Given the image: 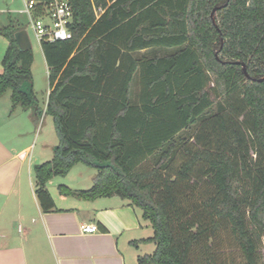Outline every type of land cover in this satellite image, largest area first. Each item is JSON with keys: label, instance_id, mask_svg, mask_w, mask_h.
Segmentation results:
<instances>
[{"label": "trees", "instance_id": "1", "mask_svg": "<svg viewBox=\"0 0 264 264\" xmlns=\"http://www.w3.org/2000/svg\"><path fill=\"white\" fill-rule=\"evenodd\" d=\"M71 4L72 39L41 43L43 113L59 141L34 167L43 212L55 206L47 184L84 164L97 171L93 186L59 193L139 208L154 235L134 244L156 249L138 264H227L229 240L240 264H264V0ZM21 31L0 29V97L11 90L12 110L38 121Z\"/></svg>", "mask_w": 264, "mask_h": 264}, {"label": "crops", "instance_id": "2", "mask_svg": "<svg viewBox=\"0 0 264 264\" xmlns=\"http://www.w3.org/2000/svg\"><path fill=\"white\" fill-rule=\"evenodd\" d=\"M50 93L51 90L48 97ZM1 142L0 264H138L140 256L155 251L153 243L134 244L152 238L154 231L139 208L118 196L89 201L61 195L58 189L54 194L49 186L58 178L55 177L47 184L54 209L43 212L35 193L36 176L31 178L34 164L27 163L33 145L13 154ZM28 164L31 201L24 202L22 175ZM80 172L79 180L72 183L66 179L61 185L72 190L90 189L97 171L88 173L87 177ZM83 224H96L98 231L83 233ZM15 228L20 234L17 238L11 234Z\"/></svg>", "mask_w": 264, "mask_h": 264}, {"label": "rangeland", "instance_id": "3", "mask_svg": "<svg viewBox=\"0 0 264 264\" xmlns=\"http://www.w3.org/2000/svg\"><path fill=\"white\" fill-rule=\"evenodd\" d=\"M23 10H25L23 0H0V29L10 25L17 26L19 24L29 36L35 57L32 67L34 91L36 98L39 101V109L42 111V114L39 116L38 121H34L31 119V111L27 112L21 108L13 111L11 101L12 91L8 90L2 97H0V140L5 142L13 154L29 144L33 145L32 150L27 154V163L32 162L34 164L31 174V178H34L35 165L50 160L53 156V147L58 145L59 141L52 117L46 116L43 113L48 99V93L50 91L48 68L41 50V44L34 31L30 28V19L25 12H20ZM7 48V39L0 37V72L3 71V59ZM21 134H23L24 137H21ZM80 170L86 177L88 173H95L96 171L84 164H78L72 172H70V175L68 176L69 178H55L50 184L49 189L54 193L58 189L59 184H64L66 179H70L69 182L72 183L75 182V180H79L81 173ZM22 183L24 185V202H30L31 187L29 164L24 168ZM11 234L15 238L20 236L18 228L13 229ZM229 241L230 245L224 252V255L227 257V264H240L241 254L234 245L233 240ZM261 251L264 253V248H262Z\"/></svg>", "mask_w": 264, "mask_h": 264}, {"label": "built area", "instance_id": "4", "mask_svg": "<svg viewBox=\"0 0 264 264\" xmlns=\"http://www.w3.org/2000/svg\"><path fill=\"white\" fill-rule=\"evenodd\" d=\"M25 12L30 19V28L34 31L40 44L58 40L72 39L70 25L74 21V10L71 0H23ZM103 9H96L99 19ZM81 231L93 234L98 231L96 224H83Z\"/></svg>", "mask_w": 264, "mask_h": 264}, {"label": "water", "instance_id": "5", "mask_svg": "<svg viewBox=\"0 0 264 264\" xmlns=\"http://www.w3.org/2000/svg\"><path fill=\"white\" fill-rule=\"evenodd\" d=\"M218 10V8H215L213 11V14ZM16 40L18 42V45L20 46V49L25 50L31 48V44L28 38V35L25 31H21L16 34ZM244 73L248 76L247 69L245 65H243Z\"/></svg>", "mask_w": 264, "mask_h": 264}]
</instances>
